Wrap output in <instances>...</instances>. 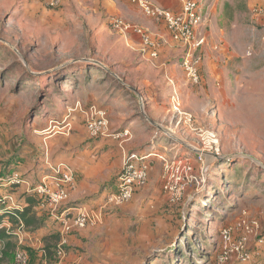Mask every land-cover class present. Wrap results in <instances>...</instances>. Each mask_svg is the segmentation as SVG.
<instances>
[{
  "label": "rangeland",
  "instance_id": "rangeland-1",
  "mask_svg": "<svg viewBox=\"0 0 264 264\" xmlns=\"http://www.w3.org/2000/svg\"><path fill=\"white\" fill-rule=\"evenodd\" d=\"M129 1L162 19L176 58L161 60L165 39L125 15L100 29L91 1L0 0V168L32 163L36 152L21 154L54 144L102 156L95 144L113 138L90 137L92 105L123 133L118 151L104 152L111 168L121 172L124 149L151 154L148 180L130 200L104 208L82 234L61 225L45 235L39 264H264V0H199L203 42L190 48ZM187 54L198 60L197 80ZM65 119L70 129L45 140L52 132L43 128ZM109 184L116 189V177ZM9 256L4 264H30L22 245Z\"/></svg>",
  "mask_w": 264,
  "mask_h": 264
},
{
  "label": "crops",
  "instance_id": "crops-1",
  "mask_svg": "<svg viewBox=\"0 0 264 264\" xmlns=\"http://www.w3.org/2000/svg\"><path fill=\"white\" fill-rule=\"evenodd\" d=\"M84 2L85 0H80ZM91 1V9H94L93 12L97 17L95 19L98 20V25L100 29L107 27V22L112 15H125L127 18L131 20H137L140 23H143L144 26L148 25L151 28L155 29L158 32L159 36H162L165 39V43L158 48L159 56L161 60L166 58H176L173 56H177L175 52V42L171 39L170 34H168L165 23L162 21L152 20L146 16H144L139 8L129 0H123L120 2H114L111 0H87ZM164 7L180 11L182 9L183 0H156ZM225 8V6H224ZM105 16V17H104ZM103 18V19H102ZM95 20H93L94 22ZM106 21V22H105ZM130 40L136 43L135 45H139L141 41V37L137 34H132L130 36ZM127 45L129 44L126 40ZM138 48V47H137ZM168 54H172L168 56ZM171 71V70H170ZM173 71V70H172ZM153 103V107H154ZM153 109V108H152ZM151 109V111H152ZM48 127L43 128L42 133H46V129ZM57 134V133H56ZM56 134H46L44 135L45 140L52 141ZM60 134V133H59ZM62 139V138H60ZM68 139V138H67ZM109 139V138H108ZM106 139H101L99 142H105ZM60 141H57L59 144ZM97 143V142H96ZM105 144L112 145V147L108 146L107 148H103ZM105 144L100 149L95 144V151L97 154L102 156H97L96 158H92L90 153L91 148H84V150H77V147H73L71 144L68 147L64 146V150L61 147L57 148V145L54 146H39L37 148H33L32 151L26 150L25 153L21 154V158L25 157L26 154H31L32 152H36V159L32 163L30 161H26V163H22L21 161L18 164L13 163L11 168L15 166L11 171H5V166L0 168V174L2 176H7L8 174H12L13 172L19 173L22 177L28 181V183H22L16 187H1L0 194H6L11 192L13 195V204L19 206V208L24 209L29 205L28 198L32 196L33 192H31V186H37V184H41L44 178L50 174H52L51 167L60 163L66 162L69 164L73 170L75 171L74 181L69 186L70 196L69 199L64 203L62 210L68 206L76 205V204H85L90 207H97L99 204L102 203L103 197L107 194L106 191L110 190L113 191L112 186L109 184L115 177L119 175L120 171L117 169L115 171L107 162V157L105 156L106 153L111 151H118V147L116 141L113 139L107 140ZM56 146V148H55ZM122 149V148H121ZM126 150V149H125ZM123 151V150H122ZM106 152V153H104ZM77 153L79 156L77 157ZM33 158V155H32ZM100 158V159H99ZM19 159V160H20ZM36 183V184H35ZM49 184L52 188H54V183L52 180L49 181ZM106 184L110 186L106 187V191H103V188ZM109 192V191H108ZM36 195V194H35ZM34 195V196H35ZM39 198V204L34 206V210L37 213L38 218L42 217L43 225L35 228V229H28L20 235H17L15 232V228L12 224L9 226L6 222L4 226L7 227V231L9 233L14 232L12 235L13 242L18 245H22L25 248H28L30 251V264H39L41 259L39 258L42 255L41 248H43L42 239L45 235L50 234L52 232L57 231L60 232L61 229V222L56 221L53 217H50V208L46 203L42 200L41 196H37ZM12 203V202H10ZM47 211L48 213H46ZM47 215V217L44 216ZM5 220H9L6 216ZM14 228V229H13ZM85 229V228H84ZM84 229H81V234L83 233ZM12 230V231H11ZM14 230V231H13ZM71 235L69 236V238ZM19 240H24V244H19ZM0 242L3 240L0 239ZM4 243V242H3ZM43 246V247H42ZM46 260V259H45ZM44 264L46 263L43 262ZM0 264H4L1 262Z\"/></svg>",
  "mask_w": 264,
  "mask_h": 264
},
{
  "label": "built area",
  "instance_id": "built-area-1",
  "mask_svg": "<svg viewBox=\"0 0 264 264\" xmlns=\"http://www.w3.org/2000/svg\"><path fill=\"white\" fill-rule=\"evenodd\" d=\"M49 7H58L61 5L62 0H43ZM138 2L145 12L149 15L161 16L172 33V36L188 47H196L200 43L196 38L197 26L202 22V12L199 0H184L182 9L180 11H174L172 9L162 7L160 4H156L150 0H133ZM128 27V26H127ZM141 32V30H139ZM185 60L184 65L187 66L189 77L198 79V70L196 69L197 61L192 60L190 55L183 56ZM191 78V79H192ZM85 113V119L87 124V130L90 137H106L119 140L122 137V132L110 131L109 120L106 111L103 107L98 105H92ZM69 124L67 119L63 120L60 126L52 127L48 126L46 132H52L53 134L66 132L65 129ZM71 126V125H70ZM51 130V131H50ZM50 133V134H52ZM122 149L124 147L120 144ZM123 167L116 179V189L109 191L107 200L100 207H90L85 204H76L66 207L62 210L64 203L69 198V190L67 184L70 186L74 180L73 168L66 162H60L51 167L52 174L44 178L43 182L31 192L38 193L44 196L46 203L51 207L50 215L56 220L62 223L64 232H70L75 229H83L92 224H96L102 220L107 206L111 207L113 204H120L122 202L130 200L135 191L146 184L149 177V160L151 156L149 153H140L139 151L126 152L123 150ZM150 154V155H149ZM52 180L54 188L49 184ZM22 183H28L24 177L19 173L9 174L2 176L0 174V188L1 187H16ZM29 184V183H28ZM13 195L11 192L6 194H0V213L9 212L13 210H22L18 205L13 204ZM12 202V203H10ZM3 206L4 208H1ZM7 225H11L7 223ZM18 228V229H17ZM15 230L17 235L24 230V223L20 219L19 226L17 225ZM0 246L3 248L4 243L0 242ZM58 255H64V250L60 247ZM17 262L25 263L27 255L25 252H19L16 254Z\"/></svg>",
  "mask_w": 264,
  "mask_h": 264
},
{
  "label": "trees",
  "instance_id": "trees-1",
  "mask_svg": "<svg viewBox=\"0 0 264 264\" xmlns=\"http://www.w3.org/2000/svg\"><path fill=\"white\" fill-rule=\"evenodd\" d=\"M34 195L35 194H33L32 196L28 198L29 205L25 207L24 209L13 210L9 212L5 211V212L0 213V239L3 240L4 242V247L2 248L0 246V263L4 262L8 257H10L9 256L10 251L12 252L13 250L17 248L16 243H14L12 239V235L14 234V232L9 233L7 231L8 230L7 227L4 226L6 222L10 221L9 223L12 224L15 230L17 228V225L19 226L20 219L24 223V229L26 230L35 229L39 227L40 224L43 223V220H41V223L39 222L37 213L34 210V206L39 204V198L37 197V195L35 196ZM1 208H4V207L1 206ZM6 216L8 217L9 220H5ZM50 217L52 216L50 215ZM51 255L52 253L49 251V254H47L46 258Z\"/></svg>",
  "mask_w": 264,
  "mask_h": 264
},
{
  "label": "water",
  "instance_id": "water-1",
  "mask_svg": "<svg viewBox=\"0 0 264 264\" xmlns=\"http://www.w3.org/2000/svg\"><path fill=\"white\" fill-rule=\"evenodd\" d=\"M99 63V62H98Z\"/></svg>",
  "mask_w": 264,
  "mask_h": 264
}]
</instances>
